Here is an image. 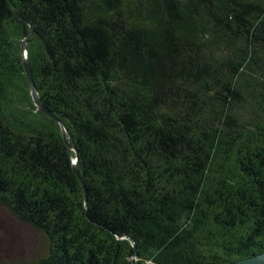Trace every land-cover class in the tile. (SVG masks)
<instances>
[{
  "label": "trees",
  "instance_id": "obj_1",
  "mask_svg": "<svg viewBox=\"0 0 264 264\" xmlns=\"http://www.w3.org/2000/svg\"><path fill=\"white\" fill-rule=\"evenodd\" d=\"M0 208L32 264L264 251V0H0Z\"/></svg>",
  "mask_w": 264,
  "mask_h": 264
},
{
  "label": "rangeland",
  "instance_id": "obj_2",
  "mask_svg": "<svg viewBox=\"0 0 264 264\" xmlns=\"http://www.w3.org/2000/svg\"><path fill=\"white\" fill-rule=\"evenodd\" d=\"M44 248L42 234L17 222L0 208V264H32Z\"/></svg>",
  "mask_w": 264,
  "mask_h": 264
},
{
  "label": "water",
  "instance_id": "obj_3",
  "mask_svg": "<svg viewBox=\"0 0 264 264\" xmlns=\"http://www.w3.org/2000/svg\"><path fill=\"white\" fill-rule=\"evenodd\" d=\"M12 9H13L14 13L20 19H22L21 14L16 10V8L14 7L13 4H12ZM24 22L29 25V29H28L25 37L21 41L20 53H21V62H22V65H23V70H24V73H25V75H26V77L28 79V83H29L31 99H32L33 104L35 105L36 109H38L39 111L43 112L44 114H46L49 117L54 118V119H56L58 121V123L60 125V129H61L63 141L65 143L66 148L69 151H73L74 152V156L71 158V167H72L75 175L77 176V178L82 183L81 176L79 174V170H78L77 165H76V163H77V152H76V149L69 144V134H68L66 128L64 127L63 123L61 121H59L57 118H55L53 113L50 112L41 103V101L39 99L38 92H37V90H36V88L34 86L31 70H30V67H29L27 51H26V38L28 37L29 34L33 33L34 30H33V28H32L30 23L26 22L25 20H24ZM129 240L133 244V240L131 238H129ZM230 264H264V251H262L260 253H257V254H253V255H249V256L243 257V258L236 259V260L232 261Z\"/></svg>",
  "mask_w": 264,
  "mask_h": 264
}]
</instances>
